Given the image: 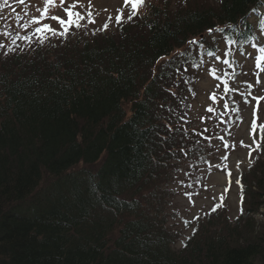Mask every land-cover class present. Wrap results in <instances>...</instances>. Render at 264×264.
I'll return each mask as SVG.
<instances>
[{
	"label": "trees",
	"instance_id": "trees-1",
	"mask_svg": "<svg viewBox=\"0 0 264 264\" xmlns=\"http://www.w3.org/2000/svg\"><path fill=\"white\" fill-rule=\"evenodd\" d=\"M216 1L148 2L116 33L0 58V264H264V224L251 233L264 158L243 189L259 205L233 226L208 220L175 250L154 209L185 155L204 159L165 114L173 73L215 51L196 46L209 29L235 47L258 39L264 0Z\"/></svg>",
	"mask_w": 264,
	"mask_h": 264
},
{
	"label": "rangeland",
	"instance_id": "rangeland-1",
	"mask_svg": "<svg viewBox=\"0 0 264 264\" xmlns=\"http://www.w3.org/2000/svg\"><path fill=\"white\" fill-rule=\"evenodd\" d=\"M157 1L160 0H144L143 5L139 6L138 14L128 20L127 16L132 9L130 3L125 6V0H65L63 5L60 0H56V5L49 10V17L59 15L67 18L63 9L75 4L73 11L84 16L82 27L73 26L67 37L49 35L40 43L34 35L36 26L31 24V18L41 14L43 0H25L24 4H20L19 0H4L0 4V43L5 47L0 48V58L8 60L21 53L29 56L39 48L45 51L48 44H51L50 51L56 52L60 40L65 41L76 35L91 37L100 36L105 31L115 32L124 24L138 21L148 2ZM206 1L214 4L217 2ZM38 8L41 12L37 11ZM121 10L125 18L117 23L116 17ZM89 12L92 13L91 17L88 16ZM90 19H94L95 23H90ZM252 20L258 36L254 44L235 47L216 31L197 38L196 46L202 45L205 49L213 46L214 53L199 54L198 63L191 65L187 73H182L183 69L174 72L171 79L172 83L176 80L175 84L165 94L168 98L165 114L170 119V124L182 126L189 140L200 141L199 148L204 154V159L199 161L202 163L197 164H193L184 154L187 162L182 163L181 170L174 172L172 181L157 191L162 202L159 215L165 216L167 220V227L175 237L172 245L175 249L182 247L193 229L201 230L208 225V220L213 222L210 230L220 228L226 222L233 226L240 220L242 213H251L259 205L255 201L251 206L248 199L250 195L247 192L244 193L245 196L243 194L241 180L244 175H248L247 181L252 182V169L260 161V147L264 144V130L261 128L264 125V99H261L264 97V72L256 68L260 48L264 47V9ZM42 23L59 28L57 22L50 18ZM105 23L108 28L103 30ZM4 32L10 35L5 36ZM17 35H28L32 39H17ZM12 40H16L15 45ZM9 47L16 50L4 55ZM182 50L186 51H176L175 59L180 58ZM183 64L187 63L181 60L182 68ZM261 67H264V61L261 62ZM213 95L215 99L212 98ZM125 108L129 111L130 106L125 104ZM257 144L259 148L256 147ZM261 164L262 162L259 163ZM143 194L142 196H147V192ZM252 219L254 230L251 233L256 234L261 229L260 225L264 224V208H259ZM245 220L247 218L240 223L241 230L248 222ZM241 232L243 237H247V232ZM117 233L118 228L113 232L112 238Z\"/></svg>",
	"mask_w": 264,
	"mask_h": 264
},
{
	"label": "snow or ice",
	"instance_id": "snow-or-ice-1",
	"mask_svg": "<svg viewBox=\"0 0 264 264\" xmlns=\"http://www.w3.org/2000/svg\"><path fill=\"white\" fill-rule=\"evenodd\" d=\"M20 4H24L25 0H19ZM65 3V0H60V4L63 5ZM131 4V13L127 16L128 20H132L133 17H135L138 14L139 6L143 5L144 0H125V6L128 4ZM56 5V0H43V9L42 12L38 8L37 11L41 12L39 16H33L31 18V24L35 25V32L34 35L37 36V39L40 43H43L44 40L48 38L49 35L51 36H59V37H67L70 30L73 28H80L82 27L81 21L84 19V16H82L79 12L73 11V9L76 7L75 4L69 5L68 7H65L63 11L67 14V18H64L59 15H52L49 17V10L51 7H54ZM88 16L91 17L92 13L89 12ZM46 18H50L51 20L57 22L59 25V28L53 27L49 23H42ZM124 13L123 10L120 11V14L116 17V22L121 23L124 19ZM109 20H111V17H109ZM90 23H95L94 19L89 20ZM22 27L27 28L28 25H22ZM108 28V24L105 23L103 25V30H106ZM209 31H213L212 29H209ZM222 32L223 29H220ZM3 35L7 36L10 35L8 32H4ZM17 39H25L28 41H31L32 37L25 35V36H19L17 35ZM16 40H12V44L15 45ZM190 43H195V41H190ZM229 43H235L233 40H229ZM5 45L3 43H0V48H4ZM16 48L9 47L8 50L4 53V55H7L8 52L15 51ZM264 61V47L260 48V56L256 59V68L260 69V71L264 72V67H261V62ZM259 73H257V83H259ZM226 83V82H225ZM251 87V85H249ZM215 99V95L212 97ZM261 99H264V97H261ZM239 110V109H237ZM209 111H212L211 108H209ZM262 130H264V125L261 126ZM253 131L255 132V122H253ZM257 148H259V144L256 145ZM230 175V173H229ZM221 201L223 200V196L220 197ZM222 206V205H217ZM214 210V209H213Z\"/></svg>",
	"mask_w": 264,
	"mask_h": 264
},
{
	"label": "bare ground",
	"instance_id": "bare-ground-1",
	"mask_svg": "<svg viewBox=\"0 0 264 264\" xmlns=\"http://www.w3.org/2000/svg\"><path fill=\"white\" fill-rule=\"evenodd\" d=\"M150 125L152 126L153 123H151ZM152 216H153V220H155V219H156V221H159V220H160L159 216L154 215V214H152ZM184 243H185V242H183L182 246H184Z\"/></svg>",
	"mask_w": 264,
	"mask_h": 264
}]
</instances>
